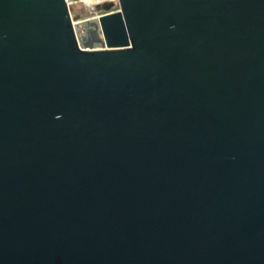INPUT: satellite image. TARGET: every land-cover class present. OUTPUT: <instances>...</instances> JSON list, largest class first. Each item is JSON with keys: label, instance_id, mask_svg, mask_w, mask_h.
I'll return each instance as SVG.
<instances>
[{"label": "water", "instance_id": "water-1", "mask_svg": "<svg viewBox=\"0 0 264 264\" xmlns=\"http://www.w3.org/2000/svg\"><path fill=\"white\" fill-rule=\"evenodd\" d=\"M100 9L0 0V264H264V0Z\"/></svg>", "mask_w": 264, "mask_h": 264}, {"label": "rangeland", "instance_id": "rangeland-1", "mask_svg": "<svg viewBox=\"0 0 264 264\" xmlns=\"http://www.w3.org/2000/svg\"><path fill=\"white\" fill-rule=\"evenodd\" d=\"M69 1V0H68ZM113 0H70L67 4L69 16L72 24H76L81 20L94 18L97 15L103 13L102 9L95 10L96 4H103ZM117 9V5L113 4L109 10L113 11Z\"/></svg>", "mask_w": 264, "mask_h": 264}, {"label": "built area", "instance_id": "built-area-1", "mask_svg": "<svg viewBox=\"0 0 264 264\" xmlns=\"http://www.w3.org/2000/svg\"><path fill=\"white\" fill-rule=\"evenodd\" d=\"M65 2H66V4H68V3H70V0L68 1V0H65Z\"/></svg>", "mask_w": 264, "mask_h": 264}, {"label": "trees", "instance_id": "trees-1", "mask_svg": "<svg viewBox=\"0 0 264 264\" xmlns=\"http://www.w3.org/2000/svg\"><path fill=\"white\" fill-rule=\"evenodd\" d=\"M99 9H100V6H99Z\"/></svg>", "mask_w": 264, "mask_h": 264}]
</instances>
